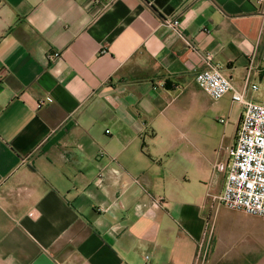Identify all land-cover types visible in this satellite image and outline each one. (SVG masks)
I'll return each instance as SVG.
<instances>
[{"label":"crops","instance_id":"0c3cea01","mask_svg":"<svg viewBox=\"0 0 264 264\" xmlns=\"http://www.w3.org/2000/svg\"><path fill=\"white\" fill-rule=\"evenodd\" d=\"M207 54L264 104V2L0 0V264H264L219 199L243 105Z\"/></svg>","mask_w":264,"mask_h":264},{"label":"built area","instance_id":"2783aa9c","mask_svg":"<svg viewBox=\"0 0 264 264\" xmlns=\"http://www.w3.org/2000/svg\"><path fill=\"white\" fill-rule=\"evenodd\" d=\"M167 24L179 30L178 19H171ZM57 57L58 52L50 55V58ZM205 62L207 67L195 76L199 88L213 100L231 93L232 101L243 105L235 144L228 149L227 159L215 165L217 171L225 174L220 202L229 209L264 218V104L245 99L244 92L235 91L230 79L212 62L210 54L206 55ZM251 89L256 90L257 86L252 85ZM144 264H151L147 254Z\"/></svg>","mask_w":264,"mask_h":264},{"label":"rangeland","instance_id":"374dc122","mask_svg":"<svg viewBox=\"0 0 264 264\" xmlns=\"http://www.w3.org/2000/svg\"><path fill=\"white\" fill-rule=\"evenodd\" d=\"M206 98H207V97H206ZM207 102L210 103L209 100H207ZM205 117H208L207 119H208V122H209V123H212V122H213V123H215V124H219L220 126H223V124H222L219 120H220V119H224V120H226L225 117L223 118V117L217 116V118H215V116H207V114L204 116V118H205ZM228 123H231L230 129H229V132H228V134H230V130L233 129V127H232L233 121L230 119V120L228 121Z\"/></svg>","mask_w":264,"mask_h":264}]
</instances>
